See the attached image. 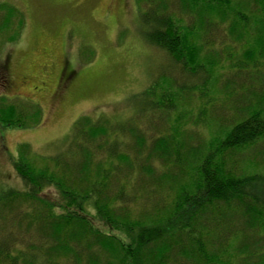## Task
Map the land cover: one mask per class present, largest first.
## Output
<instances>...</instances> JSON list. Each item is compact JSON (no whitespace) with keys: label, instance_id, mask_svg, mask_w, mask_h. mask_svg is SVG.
I'll use <instances>...</instances> for the list:
<instances>
[{"label":"trees","instance_id":"obj_1","mask_svg":"<svg viewBox=\"0 0 264 264\" xmlns=\"http://www.w3.org/2000/svg\"><path fill=\"white\" fill-rule=\"evenodd\" d=\"M137 7L170 68L139 111L78 116L66 154L18 145L23 186L0 189V264H264V0ZM23 27L0 2V48ZM6 99L0 127L39 124L37 105Z\"/></svg>","mask_w":264,"mask_h":264},{"label":"rangeland","instance_id":"obj_2","mask_svg":"<svg viewBox=\"0 0 264 264\" xmlns=\"http://www.w3.org/2000/svg\"><path fill=\"white\" fill-rule=\"evenodd\" d=\"M0 2L11 4L24 24L17 39L0 48V66L8 75L0 82V97L14 99L28 113L34 104L41 110L39 124L0 127L2 190L23 186L12 164L19 144L43 156L66 154L78 116L119 118L139 111L151 100L140 95L149 80L170 66L142 39L137 0ZM222 48L216 43L211 49L221 62ZM197 130L209 136V128Z\"/></svg>","mask_w":264,"mask_h":264}]
</instances>
